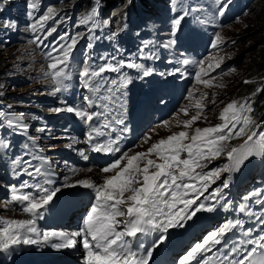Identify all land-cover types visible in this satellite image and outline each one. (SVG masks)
I'll return each mask as SVG.
<instances>
[{"label": "rangeland", "instance_id": "rangeland-1", "mask_svg": "<svg viewBox=\"0 0 264 264\" xmlns=\"http://www.w3.org/2000/svg\"><path fill=\"white\" fill-rule=\"evenodd\" d=\"M18 1L23 0H0V2L11 4L9 12L13 16L11 20L4 19V22L0 23V38L2 37L0 39V107L5 106L14 109L18 114V118L8 120L4 114L2 115L8 123L16 126L18 124L22 128V132L17 131L15 135L6 137V148L12 153L23 157L30 165L40 161L50 167L49 160L37 152L29 140V135L25 134L29 133L39 143L44 141L46 134L50 135L45 128H36L39 124L38 114L33 113L30 116H24V113L27 112L25 107L29 101L27 96L41 90L46 84H50L49 68L40 56L35 39H37L38 28L44 26V22L49 15L57 10H59V13L67 15L72 14L73 11L77 12L80 9L78 3L81 0L49 1L53 5L51 11L47 10V6L43 8L41 0H26L24 7L27 8L22 12H16V9H23V5L16 3ZM152 1L161 2L164 0ZM198 1L201 4L207 3V0ZM210 1L222 8L224 12L239 11L244 8L247 2L252 1L241 14L242 16L233 24L217 30V50L207 58L205 65L201 66L200 74H205L215 66H219L223 60L228 59L230 63L225 68L227 75L225 73L219 78L208 77L209 75H207L200 79L195 85V98L179 110L171 123H165L156 129L151 127L143 135L141 142L130 153L133 162H137L139 165L136 166L140 168L139 172L147 169L146 162L153 158L150 155L149 147L156 143L168 141L183 145L204 135L210 137L211 140H214L217 136L218 138L215 140L221 142L227 138L230 139L229 136L234 132L233 127L234 129L240 128V123L237 124L236 119L241 118H247V120H240L246 123L242 130L245 127H250L251 130L253 127L254 131L258 130V137L263 130L261 122L264 121V111L256 114L253 118L250 115L249 120L247 114H240L242 112L231 113L237 111L236 106L238 104L245 102L241 96H243L248 78L256 74L252 71L250 62L252 56L264 46V0ZM133 2L137 4V10L142 8L140 12L151 19L150 15L154 13L151 1H146L143 4L137 0H111L109 3L102 0L101 4L106 7V13L117 26L122 18L128 14V12H125V8ZM14 6L18 7L15 8ZM201 13H204V11ZM206 16L214 20L212 14L207 12ZM87 18L88 16L85 15L83 21H86ZM152 20L160 36H163V32L159 27L161 26V17L158 15L156 19ZM160 43L165 45L164 39H161ZM54 64L56 62L50 63V66ZM249 64L251 67H249ZM10 76L14 77V81L10 80ZM37 94L34 93L32 96L33 101L30 106L41 111L43 110L42 101H50V97L41 95L39 101H36ZM2 122L0 119V123ZM0 137H2L1 131ZM237 141V138L232 140L234 146L231 150L238 145L239 142ZM219 152V148L213 145L211 158L216 159ZM108 174L104 173L102 176Z\"/></svg>", "mask_w": 264, "mask_h": 264}, {"label": "trees", "instance_id": "trees-1", "mask_svg": "<svg viewBox=\"0 0 264 264\" xmlns=\"http://www.w3.org/2000/svg\"><path fill=\"white\" fill-rule=\"evenodd\" d=\"M110 1L111 0H106V2H108V3ZM113 1H117V0H113ZM78 7L81 9L87 8V10H91L92 13L94 12V10H95V12L97 10H99V8L97 9L95 7L93 0H81L78 3ZM1 8H2V11H4V6H2ZM101 10L104 12V8H101ZM106 17H108V16H106ZM250 64L252 65V71L256 72V74H254L250 77H263L264 76V46H262L259 49V51L252 56ZM251 65L249 67H251ZM254 82L255 81H251L249 83V81H248V83L246 84V88L243 92V96H241V98H243V99L244 98H246V99L250 98L249 95H247V94H250ZM263 109H264V84H263V86H261L259 92H257L254 95V98H252V103L250 102V109L247 111L251 115H256L257 112H260ZM257 110H259V111H257Z\"/></svg>", "mask_w": 264, "mask_h": 264}, {"label": "bare ground", "instance_id": "bare-ground-1", "mask_svg": "<svg viewBox=\"0 0 264 264\" xmlns=\"http://www.w3.org/2000/svg\"><path fill=\"white\" fill-rule=\"evenodd\" d=\"M151 103H153L152 101H151ZM171 121H172V119L171 118H169L167 121H166V123H171ZM160 126H157L156 128H159ZM130 159V155H128L127 156V159H126V161H128ZM133 165L136 167V166H139L138 164H137V162H133ZM133 167V166H132ZM101 176H102V174H101Z\"/></svg>", "mask_w": 264, "mask_h": 264}, {"label": "clouds", "instance_id": "clouds-1", "mask_svg": "<svg viewBox=\"0 0 264 264\" xmlns=\"http://www.w3.org/2000/svg\"><path fill=\"white\" fill-rule=\"evenodd\" d=\"M120 1V0H119ZM231 24H233V21H231V22H228V23H226V24H223L222 26H221V28H225L227 25H231ZM220 29V28H219Z\"/></svg>", "mask_w": 264, "mask_h": 264}]
</instances>
